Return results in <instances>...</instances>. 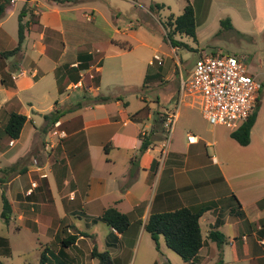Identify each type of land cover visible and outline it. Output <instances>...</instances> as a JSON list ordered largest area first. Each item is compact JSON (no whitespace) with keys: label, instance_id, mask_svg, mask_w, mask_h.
<instances>
[{"label":"crops","instance_id":"1","mask_svg":"<svg viewBox=\"0 0 264 264\" xmlns=\"http://www.w3.org/2000/svg\"><path fill=\"white\" fill-rule=\"evenodd\" d=\"M17 1L19 0L8 5H16ZM21 2L20 12L25 11L23 24L27 25L25 39L38 35V40L35 38L31 45L38 49L39 62L30 64L32 60L25 54L21 57L22 52L18 60L4 61L3 70L13 71L12 78L16 88V92L7 98H14L17 94V79L28 82V75L30 79L39 78V63L44 58L51 60L60 73L56 80L58 92L62 89L66 91L71 86L85 88L90 97L98 92L103 71L102 58L100 64L94 65L95 54L102 53L98 48L74 51L73 60L64 64H61L64 52L56 56L52 51L56 34L62 35L65 32L62 30V14L80 13V17L92 21L96 19L92 15L97 13L98 17L101 16L96 8L88 5L87 0H79L74 6L48 0ZM48 2L63 6L64 9L47 5ZM147 11L152 13L150 8ZM7 12L9 11L5 9L1 17ZM32 15L34 17L30 20ZM87 16H90L89 19ZM111 17L116 19L112 13ZM3 23L4 21H0V51H7L3 46L10 35L3 29ZM128 28L131 29L129 25ZM115 33L132 38L135 36L134 32L120 29L118 25ZM117 43L119 44L111 39L109 44ZM15 45L17 46V41ZM176 49L171 47V51ZM84 53L92 56L90 65L86 70L77 73V57ZM84 72L90 73L86 82L83 80ZM92 72L98 77L97 86L93 85ZM157 74L158 71L151 73L152 76ZM261 90L260 88L256 99L257 116L250 132L249 144L238 145L230 137L232 131L229 129L227 159L225 156L221 157L216 149L212 156L207 153V147L217 145L215 135L209 142L204 143L206 155L196 147L199 137L194 136V143H182L177 136L174 138L175 132L170 135L167 147L163 149L160 131L167 121L163 126L161 121L152 123L151 114L139 120L136 116L131 119L124 111L117 110L102 114L103 119L98 121L96 111L90 106H87L90 112L86 114L82 112V108L65 113L59 119L64 127L65 137L55 150L49 151L47 162L38 164L34 159L36 164L27 167L23 175H17L3 187L0 186L1 190L4 188L15 216L14 219L11 217L8 227L11 223L18 226L17 231L22 229V225L28 227L36 236L38 247L49 249L47 255L51 261L48 264H96L95 259L90 256L94 248L100 253L107 252L118 264H145L141 263L143 259L136 262V256L143 240L145 247L149 246V239L143 238L144 225L151 213L194 208L214 202L216 206L205 212L199 220L201 234L204 223L203 239L209 230L216 229L225 235L227 243L218 250L215 243L206 240L194 264H207L209 261L214 264L220 251L223 264H264V226L261 224L264 221V104L261 101ZM119 105L124 106V103L116 101L115 106ZM2 108L0 104V110ZM69 108L60 110L67 111ZM25 116L27 120L24 126L28 122L33 124V119ZM43 116L40 115L42 122L39 128L32 125L27 131V140L21 141L23 126L19 138L9 140L13 142L11 146H0L4 149L0 152V169L11 166L25 156L37 135L48 131L45 129ZM177 119L178 112L172 130ZM129 125L133 126L134 137L131 147L125 143L128 141L126 130ZM4 126L5 124L0 125V130ZM219 127L221 126H212L213 133ZM141 135L149 139L150 145L139 155ZM185 135L187 139L190 134L186 132ZM123 150L130 152L126 155L122 153ZM117 155L124 158L123 162H118ZM27 181L35 185H31L30 194H27L30 191ZM222 197L227 198V206L218 204ZM110 207L129 217L130 225L122 234L107 227L100 220L103 212ZM76 219L79 221L78 225ZM139 223V228L133 230L132 226ZM226 226L227 234L223 232ZM69 236L76 237L74 242L69 248H61L60 242L66 241ZM40 237L45 239L43 244L39 242ZM148 237L150 238L149 235ZM52 245L56 251H52ZM160 250L162 246L158 243V251ZM157 256L152 255L151 258L158 259L160 264H170L165 257L168 256L166 251L164 255ZM148 263L156 262L149 259ZM183 264L191 263L183 261Z\"/></svg>","mask_w":264,"mask_h":264},{"label":"rangeland","instance_id":"2","mask_svg":"<svg viewBox=\"0 0 264 264\" xmlns=\"http://www.w3.org/2000/svg\"><path fill=\"white\" fill-rule=\"evenodd\" d=\"M8 1L11 4V1ZM1 2L3 3V0H0ZM188 3L193 8L195 37L176 34L173 39L186 47L180 46L175 51H171L170 43L166 39L169 30L165 27L166 22L170 16L173 18L181 16L185 5ZM48 4L64 9L63 6H58L55 3L48 2ZM69 4L71 5V3ZM87 4L94 6L101 16L98 17L96 13L92 15L96 19L88 21L85 17H80V13L62 14V30L65 32L62 35L56 34L52 51L56 56L64 52L61 60V64H64L73 60L74 51H88L98 48L97 50L102 53L95 54L94 65L97 66L101 63V58L103 59V71L98 92L93 93L90 97L85 88L72 86L68 87L66 91L62 89L61 92H58L59 86L56 80L60 73L55 69L56 65L51 60L44 58L39 63L41 74L38 79H30L29 75L27 76L29 83L17 79L19 90L14 98L8 99L5 87L0 85V104L3 106L0 110V125L6 124L9 114L12 112L31 117L33 124L28 122L22 132L21 141L24 142L28 137L27 131L31 127L39 128L42 122L40 115H48L55 107L58 109L69 108L77 102L82 103L84 114L90 112L87 110V106L93 108L97 113L98 121L103 119L102 114L122 110L128 117L142 111L136 115L139 120L147 117V114H151L152 123H159L162 120L167 121L177 109L178 119L170 135L175 132L174 138L177 136L182 143L187 141L186 132L199 137L200 140L196 147L204 154V143L209 142L215 135L217 145L216 147H207V153L212 156L216 149L221 157L225 156L227 159L229 129L221 126L213 133L212 126L202 118L198 107L192 105L188 99H185L177 107L179 81L181 77L185 78L191 72L195 61L202 54L206 56L230 55L245 60V67L255 75L261 86V101L264 104V0H87ZM72 5L74 6V4ZM155 5L163 7L157 9L154 8ZM21 6V0L17 1L16 5L7 4L5 9L9 12L0 19V21H4L3 29L10 35V38L7 36L3 46L6 50L13 49L16 44ZM148 8L152 13L147 11ZM110 12L116 16V19L111 17ZM33 17V15L30 16V20ZM226 20L230 21V28L225 26L224 21ZM21 21L24 23V16ZM117 25L120 29L134 32L135 36L132 38L128 35L115 33ZM128 25L131 29L128 28ZM35 38L38 40V35L27 37L21 48V57L24 54L27 55L32 60L30 64L39 62L38 49L32 48L31 45ZM111 39L118 41L119 44L110 45ZM154 56L161 58V65L158 66L156 63L153 66L148 65ZM0 64L4 66V61H1ZM158 67L160 68L158 69ZM155 71H158L157 77L151 75ZM88 74L90 73H83L84 82L87 81ZM92 75L97 77L94 72ZM146 75L149 77L145 80ZM116 101L124 103V106H115ZM5 102L7 104L4 105ZM44 124L46 127L48 122L44 121ZM52 128L53 125L48 124L46 127L48 131L46 133L42 131L38 134L27 154L15 162L19 169H27V167L35 165L34 159L37 160L38 164L39 162H47L50 152L55 150L64 139L56 140L52 136L49 137L48 132ZM132 129L133 126L129 125L128 130H126L128 141L125 143L129 147L133 144ZM33 131L30 135L31 138ZM168 132L165 124L161 132L163 149L166 148V141L171 138V136L168 137ZM7 140L3 129H1L0 146H6V144L11 146L12 141ZM49 141L56 145L49 147L48 150ZM2 151H4L3 147L0 148V152ZM128 152L130 151L124 152L123 150L122 153L127 155ZM235 156H237L236 153ZM116 159L118 162L124 160L118 155ZM25 178L28 177L25 175ZM27 185L32 192V183L28 182ZM1 193L0 187V211L2 208ZM227 202V198L222 197L220 205L225 206ZM11 217L15 218L13 212ZM75 221L78 225L79 221L77 219ZM139 225L140 223L134 224L132 229L136 230ZM101 227L104 229V226ZM17 228L16 224L13 226L11 223L8 227L0 221V264H38L42 248L38 247L36 236L28 227L22 225V229L18 231ZM204 231L205 224L203 223V235L205 234ZM223 232L227 234V226ZM146 233L143 239L145 237L149 239V246L148 248L145 247L144 240L141 242L136 262L143 259L141 263L149 264V259H154L155 264H160L158 259L151 257L152 255L162 256L166 251L168 256L165 257L170 264H183L177 254L164 246L162 237L158 240L162 250L158 251L153 241L148 237L149 234ZM44 241L45 239L40 237L39 242L43 244ZM3 243H6V246L1 245ZM53 248L54 245L51 249L56 251ZM50 261L48 259V263ZM95 263L99 264L97 259H95ZM207 264H211L210 261Z\"/></svg>","mask_w":264,"mask_h":264},{"label":"trees","instance_id":"3","mask_svg":"<svg viewBox=\"0 0 264 264\" xmlns=\"http://www.w3.org/2000/svg\"><path fill=\"white\" fill-rule=\"evenodd\" d=\"M48 1L55 2L57 4H76L79 0ZM7 4H9L8 0H3V3L0 4V17L3 15L5 6ZM162 7L163 6L155 5L154 8L161 9ZM24 12L25 11L22 10L18 17L17 46L11 50L0 51V62L9 59H14V61H16L19 58L21 46L25 40V31L27 27V25L23 24L21 21L22 17L24 16ZM224 23L226 27H231V23L229 20L224 21ZM165 27L169 29L166 35V39L169 41L171 47L177 48L180 46H185L184 44L174 40L173 37L176 34H181L192 38L195 37V20L192 6L189 3L186 4L182 15L177 18H173L172 16H170L166 22ZM77 59L78 65L76 72L79 73L89 67L92 56L90 54L84 53L79 54ZM0 69V83L5 87L8 96L11 97L13 93L16 92V88L14 86L12 78L13 71L3 70L4 67L2 66V64H0ZM148 77L149 76H146L145 80ZM92 80L93 85L97 86L98 77H93ZM56 105L57 103L55 104V106ZM82 106L83 105L81 102H77L69 109H67V111H63L55 107L48 115H44L43 118L45 121L48 122V124L54 125V123L59 121V119L65 113L80 109L82 108ZM141 112L142 111H139L138 113H136V115ZM134 116H131L130 118L133 119ZM256 116L257 106L254 108L253 112L248 117V119L243 122L236 130H233L230 133V137L238 145L247 146L249 144L250 132L255 123ZM26 120L27 118L25 115L16 112H12L9 114L8 120L3 129V132L8 138V140H17L19 138ZM160 123L163 126L164 120H162ZM59 128L61 130H64L62 124H60ZM152 131H154V128H152ZM139 139L140 147L138 150V154L140 155L148 149L150 141L147 137L143 136H140ZM25 172L26 168L19 169L17 163L0 169V186L3 187L8 180ZM220 203L221 201L218 204ZM1 205L2 208L0 218L3 224L8 226L12 216V207L6 197L4 188H2L1 193ZM214 206H216V203L210 202L194 208H178L172 211H166L162 213H151L144 225V230L149 234L151 240L155 244L156 249H158V240L160 237H162L166 247L173 251L175 254H177L182 261L194 264L195 261H197L198 253L200 249L204 246L206 240L215 243L218 250H221L222 247L227 243V238L225 237V235L216 229L209 230L205 239H203L202 237L199 220L205 212L209 211ZM100 220L107 227L114 229L120 234L124 233L130 225L129 217L125 214L118 212L115 208L112 207L107 208L103 212L100 217ZM261 224L264 226V221H262ZM75 238V236H69L66 241L60 242L61 248H69L72 242H74ZM1 245L6 246V243H3ZM48 250L49 249L47 247H43L40 253L38 264H48ZM90 256L93 259H97L99 264H118L116 261L110 258L107 252L100 253L97 251L96 248L91 251ZM215 264H223L221 251L218 254Z\"/></svg>","mask_w":264,"mask_h":264},{"label":"built area","instance_id":"4","mask_svg":"<svg viewBox=\"0 0 264 264\" xmlns=\"http://www.w3.org/2000/svg\"><path fill=\"white\" fill-rule=\"evenodd\" d=\"M11 3L14 0H10ZM90 16H87L89 19ZM244 59L230 55L206 56L202 54L194 63L191 72L179 81V98L177 107L185 99L196 105L203 119L211 126H225L231 131L236 130L251 115L261 88L255 75L250 73ZM162 64L161 58L154 56L149 65ZM76 87V86H74ZM178 110L171 114L166 123L168 137L172 131ZM60 122L54 123L49 137L56 140L65 137L59 128ZM196 138L187 135V141L194 143ZM169 139L166 141V147ZM11 142L10 144H12ZM53 147L55 143L49 141ZM35 187V185H32ZM28 191L27 194H30ZM264 245V243H262Z\"/></svg>","mask_w":264,"mask_h":264}]
</instances>
